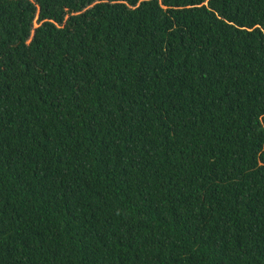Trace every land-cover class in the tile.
Segmentation results:
<instances>
[{
    "label": "trees",
    "instance_id": "obj_1",
    "mask_svg": "<svg viewBox=\"0 0 264 264\" xmlns=\"http://www.w3.org/2000/svg\"><path fill=\"white\" fill-rule=\"evenodd\" d=\"M0 264H264V0H0Z\"/></svg>",
    "mask_w": 264,
    "mask_h": 264
}]
</instances>
